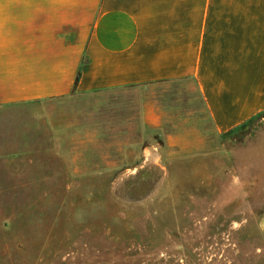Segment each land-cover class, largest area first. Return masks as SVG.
<instances>
[{
	"label": "crops",
	"instance_id": "obj_1",
	"mask_svg": "<svg viewBox=\"0 0 264 264\" xmlns=\"http://www.w3.org/2000/svg\"><path fill=\"white\" fill-rule=\"evenodd\" d=\"M24 104L106 166L211 153L264 114V0H0V106Z\"/></svg>",
	"mask_w": 264,
	"mask_h": 264
},
{
	"label": "rangeland",
	"instance_id": "obj_2",
	"mask_svg": "<svg viewBox=\"0 0 264 264\" xmlns=\"http://www.w3.org/2000/svg\"><path fill=\"white\" fill-rule=\"evenodd\" d=\"M44 113L0 106V264H264V114L206 155L106 166Z\"/></svg>",
	"mask_w": 264,
	"mask_h": 264
}]
</instances>
